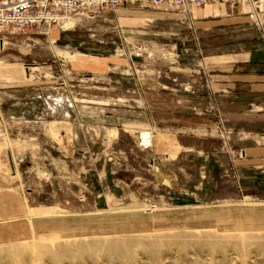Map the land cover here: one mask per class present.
Masks as SVG:
<instances>
[{
  "label": "rangeland",
  "instance_id": "374dc122",
  "mask_svg": "<svg viewBox=\"0 0 264 264\" xmlns=\"http://www.w3.org/2000/svg\"><path fill=\"white\" fill-rule=\"evenodd\" d=\"M213 5L249 22L198 28ZM91 10L0 32V264H264V104L211 60L264 67V5Z\"/></svg>",
  "mask_w": 264,
  "mask_h": 264
},
{
  "label": "crops",
  "instance_id": "0c3cea01",
  "mask_svg": "<svg viewBox=\"0 0 264 264\" xmlns=\"http://www.w3.org/2000/svg\"><path fill=\"white\" fill-rule=\"evenodd\" d=\"M247 11L248 9L245 8L213 5L201 10L193 9L192 14L196 26L210 32L214 29L219 30L249 22ZM211 60L217 62L213 67V86L216 91H223L225 88L236 90L237 87L247 89L252 100L264 104V67L255 65L246 70L241 68L239 63L247 60V57L242 54L215 55L211 57ZM246 156V163L243 164L248 165L249 169L264 170V143L249 145Z\"/></svg>",
  "mask_w": 264,
  "mask_h": 264
},
{
  "label": "built area",
  "instance_id": "2783aa9c",
  "mask_svg": "<svg viewBox=\"0 0 264 264\" xmlns=\"http://www.w3.org/2000/svg\"><path fill=\"white\" fill-rule=\"evenodd\" d=\"M152 0H0V32L12 28L18 31H26L32 25L37 24H66L73 14L92 16L91 7L113 9L117 5L137 3ZM167 2L170 7L180 9L187 14L195 5L201 7L210 0H159ZM222 1H258L264 5V0H212ZM156 2V1H155ZM153 2V3H155ZM88 11H84L83 6ZM259 15L254 20L258 21ZM140 49V48H139Z\"/></svg>",
  "mask_w": 264,
  "mask_h": 264
},
{
  "label": "bare ground",
  "instance_id": "6f19581e",
  "mask_svg": "<svg viewBox=\"0 0 264 264\" xmlns=\"http://www.w3.org/2000/svg\"><path fill=\"white\" fill-rule=\"evenodd\" d=\"M258 20H259V22H260V21H263V20H264V15H261V17L259 16V17H258ZM67 24H68V23H67ZM67 24H66V25H67Z\"/></svg>",
  "mask_w": 264,
  "mask_h": 264
}]
</instances>
